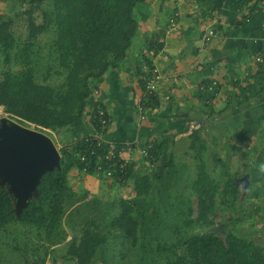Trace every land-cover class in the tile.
Segmentation results:
<instances>
[{
    "label": "crops",
    "instance_id": "1",
    "mask_svg": "<svg viewBox=\"0 0 264 264\" xmlns=\"http://www.w3.org/2000/svg\"><path fill=\"white\" fill-rule=\"evenodd\" d=\"M27 1L0 0V14H21ZM136 17L138 35L127 57L96 83L89 100L86 128L73 135L70 145L92 132L90 110L95 103H100L111 116L109 141L135 138L141 141L132 156L133 172L127 186L135 185V178L144 173L142 165L150 162L141 154L149 140H155L156 147L163 145L157 157H166L168 153L175 156L176 144L192 139L197 131L201 138L199 150L206 146L202 159L209 166L205 167L217 182L218 176L227 177L229 168L236 165L249 175L250 189L264 191V3L147 0L137 8ZM172 20L176 22L175 28L171 27ZM211 30L214 36L205 41L204 37ZM156 36L164 37L165 42L157 47V54L153 56L150 51ZM146 64L156 65L170 80L161 84L156 105L142 120L138 102L144 89ZM213 82L216 83L213 90L201 88ZM198 143L196 141L194 146L192 139L191 147L195 148ZM222 181L223 188L227 181ZM111 184L118 189L122 185L94 173H85L78 165L73 166L68 174L69 206L63 225L67 235L64 244L50 246L47 239L39 237L38 231L33 234L26 230L16 231L12 227L16 224H12L4 230L11 228L9 233L13 237L20 235L23 248L30 242L32 249L29 248V254L25 255L22 248L14 246L20 253V260L9 264H25V260L28 263L75 264L67 257V249L81 227L75 228L76 218L82 212L94 218L98 204L111 205L113 194L118 190ZM258 198L263 200L264 195ZM122 199L126 200L127 196L123 195ZM87 204L93 205V210L88 211L84 207ZM129 242L128 247L123 245L121 250H128L126 253L132 256L123 264L149 262L148 258L140 256L145 247H135ZM3 244L4 240H0V250ZM110 252L114 254L113 250ZM106 260L101 256L96 264H104Z\"/></svg>",
    "mask_w": 264,
    "mask_h": 264
},
{
    "label": "trees",
    "instance_id": "2",
    "mask_svg": "<svg viewBox=\"0 0 264 264\" xmlns=\"http://www.w3.org/2000/svg\"><path fill=\"white\" fill-rule=\"evenodd\" d=\"M146 1L28 0L25 3L29 7L16 14L17 18H26L24 39H18L15 18L0 14V53L6 67L16 62L19 69L15 72L8 68L0 78V107L19 123L45 134L66 130L76 135L85 130L89 100L96 83L127 57L139 30L136 10ZM52 35V41H45V37ZM19 41L23 44L21 49ZM45 49L48 51L43 54ZM191 138L194 146L201 140L197 131ZM162 146H155L154 159L157 160ZM82 149L79 141L60 150V168L42 176L37 194L20 215L16 211V197L7 185L0 184V229L22 224L32 234L38 231L39 237L47 239L50 246L66 240L63 225L69 206L68 174L75 165L81 168L79 154ZM173 165L170 154L162 163V173ZM132 172L131 164L127 179ZM135 186L138 198L133 202L120 200L119 211L104 226L106 216L99 210L94 211V218L84 216V212L79 214L75 225V228L81 225L79 233L67 249L70 260L75 264H96L104 246L116 232L128 237L133 245L140 243L142 223L135 210L151 193L152 179L139 174ZM220 187L201 165L192 188L198 198L197 222L208 230L189 235L177 243L158 241L157 250L164 255L165 264H264L263 247L227 230L222 238L215 229L219 206L235 202L241 191L237 180L232 178L227 180L222 191ZM93 207L86 206L88 211ZM106 227L110 229L109 234L104 232ZM29 248L32 249L30 242L22 250L27 252Z\"/></svg>",
    "mask_w": 264,
    "mask_h": 264
},
{
    "label": "rangeland",
    "instance_id": "3",
    "mask_svg": "<svg viewBox=\"0 0 264 264\" xmlns=\"http://www.w3.org/2000/svg\"><path fill=\"white\" fill-rule=\"evenodd\" d=\"M16 5L19 4L17 3ZM21 5H23V3ZM27 7H29L28 4H26L25 9ZM11 15L16 21L15 27L17 29L18 39H24L27 35L26 18H17L15 13ZM6 16H8V14H6ZM52 37L53 35L48 38L45 37L44 39L49 42L52 41ZM19 43L18 48L21 49L23 44L20 41ZM47 51L48 50L45 49L43 54ZM51 59L52 56L50 57V60ZM15 63L16 62L10 67H6L4 64V56L0 53V78L8 68L17 72L19 69ZM47 63L44 64L47 65ZM5 122L9 125L18 124L27 127L9 116L4 108L0 107V127ZM46 135L53 140L57 148L60 147V150H62L64 147H71L70 143L75 134L63 130L60 133L47 131ZM191 143L192 139L189 138L187 141H179V143L176 144L178 149L176 150L177 153L175 156H173L174 165L168 166L163 173L161 171V162L162 160L164 161L166 157L158 156L157 160L154 159V161H150L151 163L143 164L141 167L144 171L142 174L151 177L153 189L135 210V214L142 223L140 230L141 240L140 243H136L132 246L145 247V251L143 254H140V256L149 259V262L145 261L146 264H165L164 255L162 256V254H159L157 250L158 241L164 244L177 243L189 235L204 233L208 230L206 226L197 222L198 198L192 188L193 182L197 179L199 167L201 165L209 166L206 160L204 161V159H202L206 153V146L203 150H199V148H201L200 142L195 148L191 147ZM198 154L200 155L198 156ZM169 155L168 153L167 157ZM246 177H249V175L245 171L240 170L236 165L229 168L227 177L222 178L218 176V183L221 186L220 191H222V186L224 184L222 180L225 182L231 178L237 180L241 191L239 199L235 202L227 206H219L215 217V229H217L222 238H224V234L227 230V232H235L242 237L252 240L264 248V199L261 200L258 198L259 195H264V191H254V189H250V187H248V182L244 185L242 180ZM111 185L117 188L116 185ZM123 195L127 196V201L133 202L134 199L138 198L136 186H127L123 184L114 192L112 197L114 201L111 202V205L109 204L108 206V203H105L96 206V211L99 210L106 216V220L103 221V226L107 222L109 223L111 221V216L119 211V203ZM253 196L256 197V200H253ZM108 197H111V195ZM220 200L221 194L218 196V201ZM114 204H116L115 207H113ZM86 206L92 207L93 205L87 204ZM187 222L191 223L186 224ZM12 227H15L14 229L20 232L26 230V226L22 224H16ZM10 230L11 228L8 230L0 229V237H4L0 239L4 240V244L1 246L2 249L0 250V258H3L1 260L2 264H9L16 259L20 260V253L14 249V246H17L16 248L24 247L21 244L22 239L20 235L16 234L15 237H13L12 234L9 233ZM109 231L110 229L107 227L104 229V232L107 234H109ZM60 244L64 243L61 242ZM123 245L126 247L129 245V238L125 235L116 232L114 236L110 237L101 253V256L103 254V257L108 259L104 264H120L119 262L123 264L129 260L132 255L126 253L128 250H121ZM110 250H113L114 254H112ZM21 252L25 255L29 254L24 250ZM145 263L140 261L139 264Z\"/></svg>",
    "mask_w": 264,
    "mask_h": 264
},
{
    "label": "built area",
    "instance_id": "4",
    "mask_svg": "<svg viewBox=\"0 0 264 264\" xmlns=\"http://www.w3.org/2000/svg\"><path fill=\"white\" fill-rule=\"evenodd\" d=\"M262 2L264 3V0ZM171 27H176L174 20L171 21ZM214 34V31H209L204 40L209 41ZM153 39L154 47L150 53L155 56L158 51L157 47L164 44L165 38L156 36ZM146 65L143 78L145 88L139 96L138 102V111L142 120L146 118L148 111L156 105L161 84L170 80L156 65ZM215 87L216 83L213 82L207 86L202 85L201 88L210 91ZM90 113L92 132L80 139L83 147L79 154L81 170L126 185L129 180L127 176L128 169L132 164V156L139 149L141 141L139 138L127 139L123 142L109 141L107 133L111 116L107 108L100 103H95ZM155 143V140H149L147 145L141 149V154L146 158L154 159L152 152Z\"/></svg>",
    "mask_w": 264,
    "mask_h": 264
},
{
    "label": "water",
    "instance_id": "5",
    "mask_svg": "<svg viewBox=\"0 0 264 264\" xmlns=\"http://www.w3.org/2000/svg\"><path fill=\"white\" fill-rule=\"evenodd\" d=\"M60 166V152L48 135L7 122L0 127V184L16 197L18 215L37 194L42 176ZM248 178L242 180L244 185Z\"/></svg>",
    "mask_w": 264,
    "mask_h": 264
},
{
    "label": "clouds",
    "instance_id": "6",
    "mask_svg": "<svg viewBox=\"0 0 264 264\" xmlns=\"http://www.w3.org/2000/svg\"><path fill=\"white\" fill-rule=\"evenodd\" d=\"M262 169H264V165H262Z\"/></svg>",
    "mask_w": 264,
    "mask_h": 264
}]
</instances>
